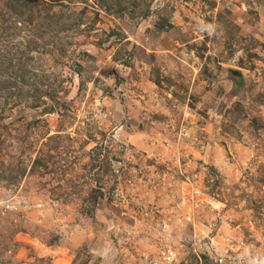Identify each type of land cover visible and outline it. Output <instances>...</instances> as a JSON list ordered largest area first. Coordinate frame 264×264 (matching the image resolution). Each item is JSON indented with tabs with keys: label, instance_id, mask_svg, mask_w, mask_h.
<instances>
[{
	"label": "rangeland",
	"instance_id": "1",
	"mask_svg": "<svg viewBox=\"0 0 264 264\" xmlns=\"http://www.w3.org/2000/svg\"><path fill=\"white\" fill-rule=\"evenodd\" d=\"M0 264H264V0H0Z\"/></svg>",
	"mask_w": 264,
	"mask_h": 264
}]
</instances>
